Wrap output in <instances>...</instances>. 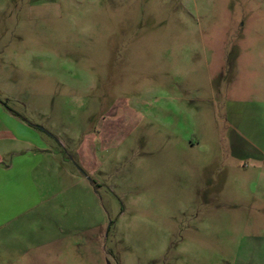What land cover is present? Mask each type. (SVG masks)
<instances>
[{
  "label": "rangeland",
  "instance_id": "374dc122",
  "mask_svg": "<svg viewBox=\"0 0 264 264\" xmlns=\"http://www.w3.org/2000/svg\"><path fill=\"white\" fill-rule=\"evenodd\" d=\"M0 130V264H264V0H0Z\"/></svg>",
  "mask_w": 264,
  "mask_h": 264
},
{
  "label": "crops",
  "instance_id": "0c3cea01",
  "mask_svg": "<svg viewBox=\"0 0 264 264\" xmlns=\"http://www.w3.org/2000/svg\"><path fill=\"white\" fill-rule=\"evenodd\" d=\"M6 136H11V133L7 130H0V141H1V139H3V137H6ZM10 151H12L11 148H6L5 145H2L0 143V163L2 162L1 161L2 155L7 154ZM5 168L6 169H4V170L8 171V166H5ZM1 170H2V167L0 166V172H1Z\"/></svg>",
  "mask_w": 264,
  "mask_h": 264
}]
</instances>
